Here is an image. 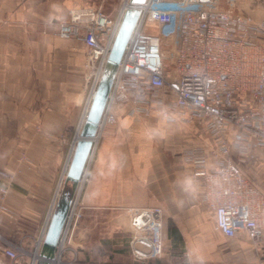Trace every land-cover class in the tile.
I'll return each instance as SVG.
<instances>
[{"label":"crops","instance_id":"obj_1","mask_svg":"<svg viewBox=\"0 0 264 264\" xmlns=\"http://www.w3.org/2000/svg\"><path fill=\"white\" fill-rule=\"evenodd\" d=\"M97 4L0 0V167L13 175L8 194L0 192V264L11 262L5 253L11 247L19 254L15 264L37 260L58 207L56 190L73 184L67 173L86 107L87 46L58 30L70 8ZM114 112L115 122L100 131L77 184L58 264H136L126 209L149 205L165 211V253L151 264L264 259V237L258 246L244 231L228 237L215 227V212L203 201L204 183L184 160L185 149L211 144L202 126L137 121L124 104ZM240 163L245 173L258 169L255 176L246 174L264 191L261 156Z\"/></svg>","mask_w":264,"mask_h":264},{"label":"built area","instance_id":"obj_2","mask_svg":"<svg viewBox=\"0 0 264 264\" xmlns=\"http://www.w3.org/2000/svg\"><path fill=\"white\" fill-rule=\"evenodd\" d=\"M129 9L138 10L139 15L118 64L94 145L100 131L115 122L114 109L122 104L137 121L177 120L185 126H202L211 144L185 149L184 160L204 183L203 201L215 212V227L228 237L244 231L260 246L264 191L248 177L240 160L255 162L261 156L264 161V0H123L116 16L106 13L103 3L70 8L58 34L76 36L86 44V88L91 84L80 128L87 121ZM147 25L157 33L144 34ZM163 39L167 48L161 45ZM0 179L4 198L13 175L0 167ZM76 190L77 186L74 195ZM63 191L60 184L54 199L57 205ZM76 202L73 196L61 240ZM4 209L0 204V214ZM126 210L136 264H151L150 259L165 253L164 208L149 205ZM59 242L54 264L61 255ZM5 253L11 262L1 264H15L18 251L11 247ZM37 256L31 264L38 263ZM258 264H264V259Z\"/></svg>","mask_w":264,"mask_h":264},{"label":"water","instance_id":"obj_3","mask_svg":"<svg viewBox=\"0 0 264 264\" xmlns=\"http://www.w3.org/2000/svg\"><path fill=\"white\" fill-rule=\"evenodd\" d=\"M139 15L138 10H127L120 31L113 43L107 66L91 103L87 121L82 128L81 138L77 141L74 154L67 173V179L73 182V192L70 196L62 193L60 202L49 224L43 249L37 264H54L55 250L59 242L66 217L74 196V191L82 178L88 158L94 146L93 137L98 130L99 122L105 110L110 90L116 75L118 64L122 59L126 45L131 37Z\"/></svg>","mask_w":264,"mask_h":264},{"label":"rangeland","instance_id":"obj_4","mask_svg":"<svg viewBox=\"0 0 264 264\" xmlns=\"http://www.w3.org/2000/svg\"><path fill=\"white\" fill-rule=\"evenodd\" d=\"M96 1H97L98 4L103 3V9H104V11L106 13L110 14L111 16H116L117 15L118 11L121 8L122 2H123V0H96ZM146 32H149V33H157V30L156 29H152L151 27L149 29V25H147L145 27V31L143 33L145 34ZM162 42L163 43L161 45L163 47L167 48L168 47V44L166 43L165 39H163ZM90 86H91V84L87 88L88 94L90 92L89 91ZM88 94H87V97H88ZM83 126L84 125H82L81 128H80V135L78 136L77 141L81 138V131H82ZM77 141H76V143H77ZM248 164H250V163H248ZM246 173L251 174L252 176L253 175L255 176L256 173H258V169H256V168H251L250 170L247 169L246 170ZM76 192H77V190H76ZM40 253H41V251L38 250L37 254L39 255Z\"/></svg>","mask_w":264,"mask_h":264},{"label":"trees","instance_id":"obj_5","mask_svg":"<svg viewBox=\"0 0 264 264\" xmlns=\"http://www.w3.org/2000/svg\"><path fill=\"white\" fill-rule=\"evenodd\" d=\"M73 192V184H69V185H66V187L64 188V196H70Z\"/></svg>","mask_w":264,"mask_h":264},{"label":"snow or ice","instance_id":"obj_6","mask_svg":"<svg viewBox=\"0 0 264 264\" xmlns=\"http://www.w3.org/2000/svg\"><path fill=\"white\" fill-rule=\"evenodd\" d=\"M133 2H142V0H133Z\"/></svg>","mask_w":264,"mask_h":264},{"label":"bare ground","instance_id":"obj_7","mask_svg":"<svg viewBox=\"0 0 264 264\" xmlns=\"http://www.w3.org/2000/svg\"><path fill=\"white\" fill-rule=\"evenodd\" d=\"M120 25H121V21H120V24H119V26H118V28L120 27ZM156 44H153V46H155Z\"/></svg>","mask_w":264,"mask_h":264}]
</instances>
